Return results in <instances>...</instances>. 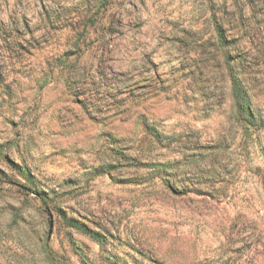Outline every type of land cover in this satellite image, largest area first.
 <instances>
[{
	"label": "rangeland",
	"instance_id": "obj_1",
	"mask_svg": "<svg viewBox=\"0 0 264 264\" xmlns=\"http://www.w3.org/2000/svg\"><path fill=\"white\" fill-rule=\"evenodd\" d=\"M0 264H264V0H0Z\"/></svg>",
	"mask_w": 264,
	"mask_h": 264
},
{
	"label": "trees",
	"instance_id": "obj_2",
	"mask_svg": "<svg viewBox=\"0 0 264 264\" xmlns=\"http://www.w3.org/2000/svg\"><path fill=\"white\" fill-rule=\"evenodd\" d=\"M234 93H235V95L237 97L241 96L242 100H244V97L242 96L243 94L239 91V89H237V87L235 88V92ZM72 226L75 227L76 229L84 231L83 227L81 225H79V223H77V222L72 223Z\"/></svg>",
	"mask_w": 264,
	"mask_h": 264
}]
</instances>
